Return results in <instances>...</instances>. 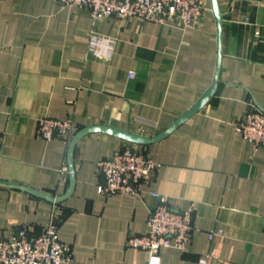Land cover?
<instances>
[{"label":"crops","instance_id":"1","mask_svg":"<svg viewBox=\"0 0 264 264\" xmlns=\"http://www.w3.org/2000/svg\"><path fill=\"white\" fill-rule=\"evenodd\" d=\"M205 0L197 27L108 17L58 0H0V238L38 234L56 211L67 264H148L127 245L147 230L153 193L175 210L194 205L186 250L164 248L161 264H264V146L236 129L250 105L264 108V0ZM221 25V32L220 27ZM114 41L90 53L91 34ZM219 69V71H218ZM133 73V77L130 74ZM204 105L171 134L137 143L104 131L47 141L41 117L71 119L77 132L108 126L153 139ZM76 132V133H77ZM131 147L159 167L140 195L106 196L97 163ZM71 164L75 188L71 187ZM34 189L61 201L32 193ZM213 230L221 233L212 239Z\"/></svg>","mask_w":264,"mask_h":264},{"label":"built area","instance_id":"2","mask_svg":"<svg viewBox=\"0 0 264 264\" xmlns=\"http://www.w3.org/2000/svg\"><path fill=\"white\" fill-rule=\"evenodd\" d=\"M63 6H84L97 21L108 17L138 18L157 23H174L183 27H197L206 10L205 0H58ZM114 41L95 33L91 34L89 52L109 59ZM133 73L130 77H133ZM236 129L255 149L264 146V108L250 105L237 120ZM39 135L50 141L57 137L71 140L76 132L71 119L41 117L38 120ZM159 167L154 159L131 147L115 151L110 157L97 163L104 181L101 192L106 196L140 195L144 186ZM159 203L151 210L147 230L142 234H131L127 245L145 251L148 264H161V250L175 248L186 250L193 230L194 205L184 210H175L168 197L153 193ZM221 233L213 230L209 237ZM214 253H209L195 262L184 264H213ZM73 261L71 246L59 236L56 211L43 231L31 234L21 227L11 236L0 238V264H67Z\"/></svg>","mask_w":264,"mask_h":264},{"label":"water","instance_id":"3","mask_svg":"<svg viewBox=\"0 0 264 264\" xmlns=\"http://www.w3.org/2000/svg\"><path fill=\"white\" fill-rule=\"evenodd\" d=\"M214 7H215V11L217 13V17H218V21L219 24H221V14H220V10L217 6L216 0H214ZM220 27V32H221V25H219ZM219 71V69H218ZM218 82V75L216 76V79L214 81L213 86L209 89V91L204 95V97L201 99V101L190 111H188L187 113H185L184 115H182L172 126H170L168 129H166L163 133H161L160 135H158L157 137L150 139V138H144V137H140L131 133H127V132H123L117 129H113L111 127L108 126H103V125H99V126H93V127H89V128H85L79 132H77L75 134V136L72 138L71 140V144H70V160H72V155H73V149L78 141V139L86 134L89 133L91 131H104V132H108L114 135H117L119 137L125 138L129 141L132 142H137V143H149L151 141H157L159 139L164 138L165 136L171 134L180 124H182L186 119H188L193 113H195L198 108L202 107L204 105V103L209 99V97L213 94L215 87L217 85ZM74 172H75V167L73 166V164H71V174H72V182H71V187L67 193L66 196H68L69 194H71L75 188V181H74ZM32 193L39 195L41 197H44L46 199H49L51 201H56L59 202L61 201L64 197L60 198H55L53 196H50L46 193L34 190V189H29Z\"/></svg>","mask_w":264,"mask_h":264}]
</instances>
